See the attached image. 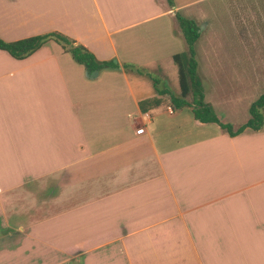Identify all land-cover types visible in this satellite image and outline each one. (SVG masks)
I'll return each instance as SVG.
<instances>
[{"label": "crops", "instance_id": "1", "mask_svg": "<svg viewBox=\"0 0 264 264\" xmlns=\"http://www.w3.org/2000/svg\"><path fill=\"white\" fill-rule=\"evenodd\" d=\"M173 2L0 0L1 39L118 64L0 49V264H264V122L229 135L123 67L180 93Z\"/></svg>", "mask_w": 264, "mask_h": 264}, {"label": "rangeland", "instance_id": "2", "mask_svg": "<svg viewBox=\"0 0 264 264\" xmlns=\"http://www.w3.org/2000/svg\"><path fill=\"white\" fill-rule=\"evenodd\" d=\"M189 1L185 17L199 26L195 50L204 99L220 120L245 123L250 103L264 94V0ZM176 50L185 53V41ZM152 73L164 79L159 70ZM186 98L191 101V94Z\"/></svg>", "mask_w": 264, "mask_h": 264}, {"label": "trees", "instance_id": "3", "mask_svg": "<svg viewBox=\"0 0 264 264\" xmlns=\"http://www.w3.org/2000/svg\"><path fill=\"white\" fill-rule=\"evenodd\" d=\"M167 2L170 6L174 5L173 0H167ZM175 18L187 48L185 53L177 52L172 56L177 66L180 93L174 94L164 85L163 79L160 76L147 72L141 67L124 64V69H133L137 73L147 76L152 81L158 94H169L170 101L174 107H190L191 113L196 120L202 123H217L229 135L241 133L246 128L253 130L260 129L264 122V94H261L250 103L248 107L250 115L248 120L236 129H234L231 123L220 121L211 103L204 99L201 79L197 72L198 62L196 60L195 42L200 36L199 26L194 19L185 17L179 12H175ZM48 41H54L59 44L69 53L73 61L83 65L89 71L107 67H118V64L112 59L98 61L85 46L75 44V40L57 31L32 35L13 41H5L0 38V49L5 50L14 58L22 59L29 56ZM189 94H191V101L186 98Z\"/></svg>", "mask_w": 264, "mask_h": 264}, {"label": "water", "instance_id": "4", "mask_svg": "<svg viewBox=\"0 0 264 264\" xmlns=\"http://www.w3.org/2000/svg\"><path fill=\"white\" fill-rule=\"evenodd\" d=\"M113 61L116 63V60H113ZM92 73H94V74L96 75V74H97V71L94 70V71L91 72V74H92Z\"/></svg>", "mask_w": 264, "mask_h": 264}, {"label": "built area", "instance_id": "5", "mask_svg": "<svg viewBox=\"0 0 264 264\" xmlns=\"http://www.w3.org/2000/svg\"><path fill=\"white\" fill-rule=\"evenodd\" d=\"M142 130H143L142 128H139V129H138L139 132L142 131Z\"/></svg>", "mask_w": 264, "mask_h": 264}]
</instances>
